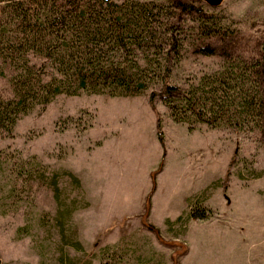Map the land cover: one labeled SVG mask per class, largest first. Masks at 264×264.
I'll return each mask as SVG.
<instances>
[{
	"label": "rangeland",
	"instance_id": "374dc122",
	"mask_svg": "<svg viewBox=\"0 0 264 264\" xmlns=\"http://www.w3.org/2000/svg\"><path fill=\"white\" fill-rule=\"evenodd\" d=\"M195 6L227 28L221 46L232 38L242 54L264 51V0ZM183 16L178 24L192 26L197 15ZM190 30L179 38H195ZM174 54H150L174 64L170 84L220 64L188 49ZM161 84L136 97L57 95L0 139V264H264V135L189 128L157 99L162 147L147 100ZM0 94L10 96L8 77ZM39 166L46 180H27Z\"/></svg>",
	"mask_w": 264,
	"mask_h": 264
},
{
	"label": "trees",
	"instance_id": "16d2710c",
	"mask_svg": "<svg viewBox=\"0 0 264 264\" xmlns=\"http://www.w3.org/2000/svg\"><path fill=\"white\" fill-rule=\"evenodd\" d=\"M197 2L201 0H0V76L8 77L10 87V96L0 94V139L12 135L22 116L57 95L136 97L160 82L159 91L152 89L147 100L162 147L157 99L175 122L189 128L205 124L264 135V51L242 54L234 50L232 38L221 46L227 28ZM192 13L197 15L192 26L178 24ZM184 27L196 31V37L187 42L179 38ZM187 49L217 56L220 64L184 86L170 84L174 64L160 63L150 54L166 57ZM39 171L37 178L27 172V180L45 181L43 167ZM68 175L79 185L75 175ZM58 177V171L48 177L57 200ZM154 188L153 183L146 210Z\"/></svg>",
	"mask_w": 264,
	"mask_h": 264
},
{
	"label": "water",
	"instance_id": "95a60500",
	"mask_svg": "<svg viewBox=\"0 0 264 264\" xmlns=\"http://www.w3.org/2000/svg\"><path fill=\"white\" fill-rule=\"evenodd\" d=\"M211 7H217L221 4L222 0H202Z\"/></svg>",
	"mask_w": 264,
	"mask_h": 264
}]
</instances>
